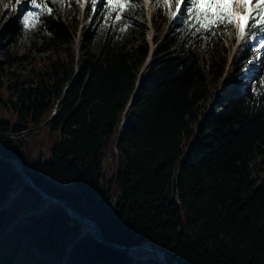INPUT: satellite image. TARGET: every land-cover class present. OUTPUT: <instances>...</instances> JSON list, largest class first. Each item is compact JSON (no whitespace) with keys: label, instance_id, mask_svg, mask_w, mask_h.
Masks as SVG:
<instances>
[{"label":"trees","instance_id":"1","mask_svg":"<svg viewBox=\"0 0 264 264\" xmlns=\"http://www.w3.org/2000/svg\"><path fill=\"white\" fill-rule=\"evenodd\" d=\"M44 3L52 11L38 8L32 40L50 52L31 59L30 76L17 69L24 56L8 50L26 35L18 26L3 31L0 264H134L126 249L82 233L85 224L26 184L8 157L93 220L105 240L147 241L169 264H264V60L250 85L217 90L227 69L252 63L246 52L230 59L222 33L230 24L214 35L196 32L156 4L154 25L167 31L154 37L136 90L150 51L136 19L143 0H132L114 24L109 8L87 6L82 58L71 46L80 19ZM257 30L248 27V37ZM210 94L219 100L207 112ZM27 129L26 141L5 136ZM41 143L47 153L33 157ZM106 149L111 172L103 169Z\"/></svg>","mask_w":264,"mask_h":264},{"label":"rangeland","instance_id":"2","mask_svg":"<svg viewBox=\"0 0 264 264\" xmlns=\"http://www.w3.org/2000/svg\"><path fill=\"white\" fill-rule=\"evenodd\" d=\"M57 6L62 7L63 11L68 13L69 16L73 17V19H80V25L74 29V35L72 36L71 40V46L76 51V58H82V46H83V40L84 36L87 34L89 30V22L87 21L88 18L82 19L81 15L77 12V9L79 10L81 8H84L87 5L90 7H96L91 4V0H52ZM147 2V1H146ZM97 3H103L105 4V0H97ZM156 0H148V3L144 5V15L138 16L136 19L138 20V24L144 29L146 38L148 37L152 41V35L153 39L155 36H158V38H162L164 33L167 31V27L165 24L156 23L154 25V13H155V7H156ZM160 7H162V13H164L166 16H172V13L175 11V8H169L168 5L163 3V0H160V3L158 4ZM9 9L6 14L3 13L4 10ZM249 9L251 10L248 15L251 16V12L258 11V9L254 6V4L249 5ZM109 22L111 24L116 23L119 19H116L117 13L109 9ZM31 11L34 14H37L36 8L31 4V0H0V50L5 48L7 46V39L4 36L3 31L7 30L10 26H18L21 30V32L26 35V39L22 42H19L14 47L8 46L9 51H15L17 54H21L24 56V58L21 60V63L19 66H17V69L20 73L23 74L24 77H28L31 75V72L29 70L31 66V59L33 57L40 58L44 57L45 55H48L50 51L41 52L37 49V45L41 44L40 37L35 41L32 40L33 38V32L36 30V27L39 23V20L37 19L34 24H30L29 26H25L23 22V14L25 12ZM237 12H240L241 10L239 8L236 9ZM126 12L125 8L119 12V16L121 17ZM22 14V15H21ZM148 16L151 20V35L148 31V28H146L145 23L148 22ZM173 18V16H172ZM32 18H30L31 20ZM239 20H237L238 22ZM238 25V23H237ZM146 28V30H145ZM238 27L231 26L227 29H224L222 32L224 37L223 41L226 44L227 51L229 52L230 59L233 60L235 57V60L239 58V54L246 52L247 57L249 58L251 65L248 66V68L241 69V66L238 64L236 66H232V68L227 69L223 77L221 78L218 89L220 88H226L231 87L232 85L237 84L239 81L244 83L245 86H248L251 84V81L253 79V76L257 71H259V75L262 74L260 72V55H261V45L260 42L264 40V35H257L254 38H252L250 47L246 51H244V37H239L238 33ZM148 35V36H147ZM147 38V39H148ZM32 41H35L34 43ZM154 43V40L152 41ZM155 44V43H154ZM65 55V52H61L60 56L63 57ZM254 55V56H253ZM256 59V60H255ZM0 60L3 61L4 58L0 55ZM255 60V61H254ZM254 61V62H253ZM144 67V66H143ZM13 66H10L9 69H12ZM146 70V67L144 68ZM141 69V73H139L138 81H140L145 74V70ZM262 71V70H261ZM257 74V73H256ZM210 94L204 101V108L205 111L210 112L212 109H214V102L219 99H214L215 97H211ZM5 111V108L0 106V117L3 116V113ZM122 121V126L123 122ZM40 127V139L43 142H46L45 134H44V125H39ZM6 137H22L23 141H26L31 136L29 129L24 130L18 134H6ZM48 145L45 143H41L36 147V151L32 153L33 157L36 156L37 152H42V154L47 153ZM38 154V153H37ZM103 169L104 172H111L109 170L111 165V156L109 155L108 149L105 151L104 158L102 160ZM46 203H49L46 201ZM45 205V204H44ZM47 205V204H46Z\"/></svg>","mask_w":264,"mask_h":264},{"label":"snow or ice","instance_id":"3","mask_svg":"<svg viewBox=\"0 0 264 264\" xmlns=\"http://www.w3.org/2000/svg\"><path fill=\"white\" fill-rule=\"evenodd\" d=\"M156 2L159 4L160 0ZM163 3L169 8H175L172 13L174 19H181V23L188 25L196 32L214 35L216 27H228L229 24L239 28L241 37L246 35V25L247 27L258 25L259 31L264 32V0H163ZM31 4L42 11L45 9L49 13L52 11L47 8L44 0H31ZM91 4L95 6L97 0H91ZM131 4L132 0H105V7L117 13L116 19H121L119 12ZM250 4H254L258 9L251 12V16L248 15L251 11ZM237 8L241 11L237 12ZM40 14L42 13L25 12L22 17L25 26L34 24ZM237 20H239L238 25ZM248 20H251V24H248ZM260 45L264 48V40L260 42ZM261 83H264V78L261 79Z\"/></svg>","mask_w":264,"mask_h":264},{"label":"water","instance_id":"4","mask_svg":"<svg viewBox=\"0 0 264 264\" xmlns=\"http://www.w3.org/2000/svg\"><path fill=\"white\" fill-rule=\"evenodd\" d=\"M0 157H2V156L0 155ZM5 159L10 161V162H12L16 166V168L21 173V175H22V177H23V179H24L26 184H28L29 186H31L35 190H37L41 195H43L47 199V201L55 202V203L59 204L61 207H63L74 218H77L80 221H82L87 226V229H89L91 231L92 236L96 240H98V241H100V242H102L104 244H107V245H111V246H115V247H121L123 249H126L128 251V253H129V255L131 257H133L134 264L138 260L145 261V260H148V259H154V260L158 261L161 264H169V262L167 261L165 252L161 248H159L157 246H153L147 241L141 242V243H139L137 245L128 246V245H124V244H120V243H116V242L105 240L101 236L99 228L97 227L96 223L93 220L85 217L81 213H79L76 210L72 209L70 206H68L62 200H60V199H58V198H56L54 196L49 195L41 187L36 185L34 183V181L32 180V178L26 173V171L24 170L23 166L21 165V163L17 159H12V158H9V157L5 158ZM78 238L79 237H77L76 239H78ZM136 249H145V250L150 251L151 253H153L155 256H150V257L149 256H140V255L136 256L133 253V250H136Z\"/></svg>","mask_w":264,"mask_h":264},{"label":"bare ground","instance_id":"5","mask_svg":"<svg viewBox=\"0 0 264 264\" xmlns=\"http://www.w3.org/2000/svg\"><path fill=\"white\" fill-rule=\"evenodd\" d=\"M146 1H148V0H146ZM9 9H6V10H4L3 11V13L4 14H6L7 13V11H8ZM22 15V14H21ZM238 24H239V21L237 22ZM145 26H146V28H148V31H149V33H150V35H151V27L149 26V23L148 22H146L145 23ZM238 33H239V36H241V34H240V30L238 29ZM150 40H151V36H150ZM151 43H152V41H151ZM149 59L147 58V61H148ZM145 70V69H144ZM141 73V72H140ZM133 253L137 256V255H140V256H155L153 253H151L150 251H147V250H145V249H136V250H133ZM154 260V259H153Z\"/></svg>","mask_w":264,"mask_h":264}]
</instances>
